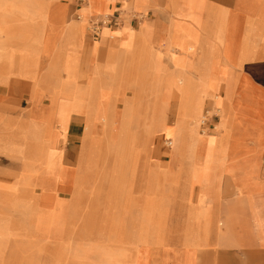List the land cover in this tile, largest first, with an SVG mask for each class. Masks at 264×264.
<instances>
[{
  "label": "crops",
  "instance_id": "crops-1",
  "mask_svg": "<svg viewBox=\"0 0 264 264\" xmlns=\"http://www.w3.org/2000/svg\"><path fill=\"white\" fill-rule=\"evenodd\" d=\"M107 16H119L121 22L100 24L95 36L91 26ZM114 47L129 49L126 65L134 67L121 83L114 82L117 64L108 57ZM2 58L7 65L0 63V104L29 98L27 108L0 115V144H10L21 154L12 159L19 169L11 175L23 183L30 177L40 179L45 153L51 151L53 163L59 155L56 175H45L53 179L51 191L60 196L59 210L71 209L66 188L60 189L67 167L74 169L70 198L81 193L76 181L84 137L91 131L94 140L100 138V123L111 100L120 96V112L135 106L139 117L133 128L143 129L146 141L157 132L169 141L176 123L181 133L176 157L160 172L158 160L149 161L154 170L142 171L136 148L133 197L124 200L129 210L112 211L114 220L130 218L127 228L132 226V233L120 241L113 239L117 234L109 239L104 218L98 234L116 245L105 244L104 254L95 249L102 245L86 243L76 249L68 242L69 251L48 253L55 264H264V0H0ZM180 80L190 99L182 113ZM93 86L95 97L84 100ZM210 92L219 96V105ZM158 93L171 98L164 106L165 116L177 117L163 128L153 116L151 99ZM64 102L79 113H70L64 133L53 125L44 137L47 115L59 113ZM219 110L226 127L217 130ZM204 111L213 112L214 126L207 135H201L199 120L194 123L196 114L201 117ZM15 134L19 138L13 140ZM92 137L86 147L92 145ZM195 139L201 143L191 146ZM234 145L241 146L236 153L231 152ZM93 146L99 147V142ZM177 164L182 167L179 181L174 176ZM158 177L164 178L162 194L181 204V218L173 224L168 220L173 215L159 212L158 199L163 196ZM144 179L154 184L142 186ZM142 187L146 190L141 193ZM38 188L39 183L35 192ZM114 189L117 186H110L108 192L112 208ZM35 203L40 208L42 202ZM194 209L202 212V220L189 224L186 216ZM159 218L165 237H158ZM32 220L29 236L42 242L52 240L51 230L66 232L68 223L62 218Z\"/></svg>",
  "mask_w": 264,
  "mask_h": 264
},
{
  "label": "rangeland",
  "instance_id": "rangeland-1",
  "mask_svg": "<svg viewBox=\"0 0 264 264\" xmlns=\"http://www.w3.org/2000/svg\"><path fill=\"white\" fill-rule=\"evenodd\" d=\"M130 48V47H129ZM120 50V49H119ZM144 56H147L146 53H144ZM2 60H4V58H2L0 60V63L2 62ZM133 61V57L131 59ZM129 61L127 54L126 56L123 58V60L121 61V65L117 75H114V78L116 80H114V82L116 83H121L122 78L126 75V74H132L134 67L133 64L129 65V67H127L126 63ZM134 62V61H133ZM137 64V62H136ZM9 72L8 66L5 67ZM117 68V67H116ZM137 68V67H136ZM213 90V89H212ZM130 90H127V93L130 94ZM96 93V86H93L91 92L89 93V96L84 97V100H87V98H94V94ZM213 100V102H215L216 105H219L220 103V98L218 95H214L212 94V92H210L209 94ZM120 96L116 97L117 99H113L111 100L106 107V110L109 111L110 108H112V102L116 103L115 106V110H119L122 106L123 103L121 101L118 100ZM180 99V98H179ZM183 100H187V93H186V97L182 98ZM83 100V98H82ZM121 100V99H120ZM153 102V107H154V114L153 116L157 117L158 120V127L162 128V123L167 122L168 124H174L176 121V114L175 113H171V114H167L165 116L164 110L165 107L167 105V103H169L171 101L170 96L166 95V94H162V93H158L155 96H153V98L151 99ZM174 100V99H172ZM180 101V100H179ZM135 103H138V99L135 100ZM67 106H64V108L68 109L67 111V115L64 113H61V111L58 112H53V113H49L47 115V126L49 125V123L54 122V123H59L61 120V116L62 115H66V119L68 120V117L70 115L72 111V109H70L69 104H66ZM29 106V98L22 96V97H14V98H10V100L7 103L4 104H0V115H15L16 113L20 112V110H22V108L24 107H28ZM133 107L135 108V106L133 105ZM187 108L186 104L182 105V109L185 110ZM206 111V110H205ZM203 112V115L200 117V120L198 121L199 124V131L201 133V135H207L209 133H211V129L213 128V112ZM119 112V111H118ZM219 115L222 116L220 122L217 123L216 125V129L219 130L221 128L226 127L225 121H224V116L222 114V111L219 110ZM205 115V116H204ZM143 117V116H142ZM202 119H206V123L204 124L202 122ZM209 121V122H208ZM67 122V121H66ZM134 122V121H133ZM210 122H212V125L209 126ZM96 124V123H95ZM107 124H109L110 126H114L115 123L113 121H109V123H107L106 121L100 123L101 125V129H102V133L100 135V138L97 140L93 139L92 145H90V154L92 155L90 158H88V161L85 163V167L87 169V172H91V180L88 183H84L83 186L81 187V195L82 198H79L77 200L73 199V196L76 195L73 194L72 198H70V190L72 188L73 185V174H74V169L67 167L65 169V178L63 179V182L61 183V187L60 189H64L66 188V191L68 192L66 194V198H68V205L71 206V209H65V210H59L57 207V202L59 197L57 198L56 196V192L54 194V201L53 204L56 202V204L53 206L52 204V213L53 215L48 216L49 219H47V221H51L50 219L53 218V220L58 219V221H61L60 219H68V223H67V227H66V240L70 243V245H72L71 243L75 244L76 249H83L86 245V243L90 244V245H102L105 247V244H109V245H116L117 242H105V237H103L102 235H99V230H102L101 228L103 227V224L106 222L108 224L109 228L112 224V220H108V214L107 211L110 209L112 211V207L110 206V204L108 203V200L110 198L109 196V190H110V186L105 183L102 182V184L100 186H98V188H96L98 191L95 192L92 195V192H94V188L96 187L97 183L102 181L103 175L100 174V167L102 165V160H98V155H99V151L102 145V135H103V131H104V125H105V130L107 128ZM133 124L131 123L129 127L125 128V134L128 133V131L131 132H136L139 133L142 131V133L140 134V140L141 141H133L137 143V145L133 147L137 148L139 151V154L141 156V169L142 171L148 169H154L153 165L151 166L152 162H149L150 160H158L159 161V165H158V171L159 170H164L166 164H168L170 161V159L172 158V154L173 153H178V148L175 149L173 147V145L171 144H167V142H165L163 134L161 132H157L155 134V136L150 140V141H146L145 140V135L143 132V129L141 130H136L133 128ZM175 133H178L180 138H181V133L180 130L178 129V123L175 124ZM63 131V130H62ZM95 131V130H94ZM116 131V130H115ZM43 135L44 137L47 136V131H43ZM64 133V131H63ZM124 133V132H123ZM65 138V135L64 137ZM196 140V139H195ZM209 141V140H208ZM99 142V147H95L93 145L97 144ZM201 141L199 139H197L194 143L195 144H200ZM239 149H241V146L239 145H234L232 148V153H236ZM0 150L2 153L0 154V207L2 206H9L10 203H12V201L14 200V197L16 195L17 189L20 187V185H24L27 186V188L32 189L34 191H36L37 189V183L39 181V179H35V178H26V181L24 180V183L22 181H20L21 179L18 180V178L13 177L14 172H17L19 169V165L16 164L11 158L7 157L6 155H4L6 152L4 150H7V144H0ZM229 151V149L227 148L226 153ZM103 156V155H102ZM102 156L100 157V159H102ZM113 162L114 159H108L107 162H105V174L108 175V173H110L108 171V169H112L113 167ZM60 163V156L57 155L56 156V160L53 163L55 169L52 172L51 170V174L56 175V171L58 169ZM175 164V163H172ZM185 164H189L188 162H185ZM193 167V164H192ZM197 167V165H195L193 168L195 169ZM181 166H175L174 169L176 170L174 173L175 179L177 181H179L180 179V172L177 171H181ZM187 169V168H186ZM56 170V171H55ZM141 171V172H142ZM160 172V171H159ZM30 173H35L32 170H30ZM160 174V173H159ZM128 179H126L127 181H131L129 177H127ZM120 180V178H119ZM143 180V179H142ZM106 181V180H105ZM154 180L152 179H144V183L142 184V186H147L149 187L150 184H154L153 182ZM159 184L158 187V191H159V196L162 195V183L164 182V178L162 177H158L156 180ZM18 184V185H17ZM129 186V185H128ZM127 186V187H128ZM132 186V185H131ZM130 186V189H131ZM146 187V188H147ZM130 189H126L127 191L124 193H120L117 194V189L112 192V196H115V202H114V206L113 208L116 210H123L124 212L127 213V211L129 210V202L124 201L126 198L130 195H132V191ZM146 189L144 187H142L139 191L144 192ZM151 190V188L149 189ZM147 189V191H149ZM129 191V192H128ZM80 194V193H78ZM69 195V196H68ZM65 196V195H62ZM119 196H123V197H119ZM117 197V199H116ZM168 197H171L170 195H168ZM123 198V199H121ZM36 200V199H35ZM176 204H174V211L176 210L177 212L179 211V208L181 204L175 202ZM109 204V205H108ZM106 208V210H105ZM177 208V209H176ZM196 208V207H195ZM109 210V212H111ZM196 209L194 210H190V213H193ZM106 211V213H105ZM115 211V210H114ZM173 211V212H174ZM125 213V214H126ZM29 218H31V214L28 215ZM34 216V215H33ZM32 216V217H33ZM104 218H105V222H104ZM170 224H173L172 222L175 220V218L173 219H168ZM178 220V219H177ZM130 221V218L128 221L123 219V222H121V220H114L113 225H112V229L115 231L113 234H117L114 235V240L115 241H120L123 240V232L120 233L119 230H127V224H129L128 222ZM188 223L190 224L192 221L194 223H196L194 220H189L187 219ZM162 220L161 218H159V222H158V237H165V226H162ZM32 223L33 220L32 219H25L21 214H19L18 211H14L12 212V214H8L7 211H2L0 210V264H22L24 262H26L28 259L36 257V255L38 253H40L39 251L37 252V247L35 246V244H32L31 241H29L30 238V234L32 233L30 227H32ZM22 224V228L20 227ZM189 227V233L191 234V227ZM138 228L141 229V226H138ZM195 229L197 228L196 226L194 227ZM187 230V228H186ZM56 231V230H55ZM117 231V232H116ZM142 231H144V229L142 228ZM57 234L59 235H63V233L58 232ZM186 234H188V232L186 231ZM107 237L109 239H111V236L109 234H106ZM144 236V232L141 233V237ZM62 237V236H61ZM14 239V240H13ZM25 242V243H24ZM123 243V242H121ZM120 242H118V244H121ZM127 245V244H126ZM129 245H127L128 247ZM41 256L39 257L40 260L43 262L47 261V258H51L48 257V253L47 252H43L41 251ZM39 255V254H38ZM47 256V257H46Z\"/></svg>",
  "mask_w": 264,
  "mask_h": 264
},
{
  "label": "bare ground",
  "instance_id": "bare-ground-1",
  "mask_svg": "<svg viewBox=\"0 0 264 264\" xmlns=\"http://www.w3.org/2000/svg\"><path fill=\"white\" fill-rule=\"evenodd\" d=\"M128 51H129V49L119 50V49L114 47V49H112L109 52L108 57L111 60H114L117 64L116 65L117 68L115 69L114 75H117L118 70L120 69L118 67H120V65L122 64L121 61L126 56ZM1 63L7 65L5 59L2 60ZM114 80H116V79L114 78ZM181 80L179 81V84L181 85L180 88L183 89V92L181 94L180 101H179V107H180V111H181L180 113L184 112L182 109V105L186 104V106L188 107V104L190 103V99L188 98V96H187V98H188L187 100L182 99L183 97L184 98L186 97L187 91H186L185 84ZM53 87H54V85H53ZM56 101L57 100L52 99V102H56ZM44 106H45V104H44ZM64 106H67L65 104V102L62 103L61 113L65 112V114L67 115L68 109L64 108ZM81 106H82V104H81ZM83 106H85V105H83ZM115 106H116V103L112 102V108H110L109 111L106 110V112L104 113V115L102 117L103 122L106 121L107 123H109V121H113L115 123V125L110 126L109 124H107L106 130H105V125H104V131H103V135H102V145H101L99 155H98V160H102V165L100 167V170H101L100 174L103 175L104 179H102L100 184H99V182L97 183L96 187L94 188V192H92V195L98 191L96 188H98V186H100L102 184V182L107 183L109 186H113V187L117 186V191L123 192V195L127 191L126 189L127 188L130 189V186L132 185L130 190L133 192V187H134L133 176L135 175L134 171H135V166H136V161H137V156H135V158H134V153L136 151V148L133 149V147H134V145L135 146L137 145L136 142H134V141H137L140 139V134H139L140 132L136 133L134 131L133 132L128 131V133L125 134V128L129 127L133 121H137L139 114L136 112V108H134V107L127 108V109L123 108L122 112H120V111L118 112L117 110H115ZM77 107H80V106H77ZM70 109H72L73 112L79 113V111H78L79 109H75L74 106L73 107L70 106ZM83 114H85V113H83ZM66 115L61 116V120L58 124L54 123V122L49 123V125L46 129L47 137L51 131L50 128L53 125L59 126L63 131H65V125L67 123L66 122L67 119L65 118ZM197 115L198 114H196V117L194 119V123H196L198 120H200V117H198ZM141 116H143V115H141ZM89 123H90V121H89ZM167 124L168 123H166V122L162 123V128L165 127ZM88 125H90V124H88ZM93 127H95V124H93ZM93 127H92V129H93ZM89 132H90L89 135L86 134L84 137V145L82 148L81 159H80V163H79V173H78V177H77V181H76V185H78L79 188L82 187L84 183H88V182L92 181L91 180V178H92L91 174L92 173L87 172V169L85 167V163L88 161V158H90L92 156L89 152L90 146L86 147V141H88V138L92 137V135L90 136L91 131H89ZM193 133L197 135V131L195 129H193ZM13 136H14L13 140L19 138L17 134H15ZM195 141L196 140H194L191 143V146L194 145ZM167 144H171V145H173V147L175 149L178 148V150H179V148H180V136H179V134L175 133L172 136V138H170L169 141H167ZM4 151H7L4 155H6L7 157H9L11 159L18 158V155H21V154H18L16 149H14V146H11L10 144H7V150H4ZM13 152H15V153H13ZM50 152L51 151H48L45 153L46 159L44 160L43 163H40V165H39L41 168L44 166V171H43V173H40L42 175V177L38 181V183L40 184V188H38L37 192H35L32 189L27 188L24 185H20V187L17 189L16 195H15L12 203H10L9 206L0 207V210L7 211L8 214H10V215L12 214V212L18 211L19 214H21L25 219L27 218L26 217L27 214H31L30 219L39 218L42 220H47V219H49L48 216L53 215L52 209H50V208H52V204L54 201V194L55 193H53V191H51L53 186H54V183H53V179L45 178V175L47 173H50L52 169H55V168H53L54 165H53V161L51 159ZM175 155H177V153H173L172 157H174ZM101 156H102V159H100ZM108 159H114L113 167H112L111 172H110L111 176H109V175L105 176V162H107ZM177 166H178V164H177ZM127 177H129L131 181H127L126 180V179H128ZM119 178H120V180H119ZM78 193H80V192H78ZM78 193H76V195L73 196L74 200L82 198L81 193L80 194H78ZM131 194L132 195L128 196L130 199H132V197H133V193H131ZM162 196L163 197H160L158 199L159 212L161 214L163 213L164 215L168 214V215H170V217H171V215H173L172 218H175V220L180 219L181 214H182L181 206L177 207V208H179L178 212L176 210L174 211V204H176L175 201L171 197H168V195L162 194ZM119 197H123V196H119ZM35 199L39 203L42 202L40 208L35 203ZM133 202H134V200H133ZM114 210L115 209L112 208V211H114ZM112 211L111 212L108 211L107 214L109 217L108 220H112L111 224L113 225L114 218H116V217H113ZM172 211H174V212H172ZM144 218L147 220V217H144ZM186 219L194 220L195 222H197L198 220H202V212L199 211L198 209H196L193 213H190L188 211ZM121 222H123V220H121ZM20 225L22 228L23 225L22 224H20ZM112 225L109 228H107L106 234L114 235L112 233ZM119 232L120 233L123 232V237H124L127 234L132 233V226H131V228L128 227L127 230H124V229L119 230ZM53 233H55V236L52 238V240H49V241L46 240V242H42V241L38 240L37 238H34L33 235H31L29 238V241H31L32 244H35V246L37 247V252L38 251L39 252L44 251L47 253H52L56 249H59L60 252L69 251L70 247H69L68 241L66 240V232H64L63 235H59V234H57V231L51 230V234H53ZM124 239H125V237H124ZM57 240H59V241H57ZM161 245H163V244L158 243L157 246H159L161 248ZM96 248L100 249L105 254V247L104 246L95 247V249ZM38 254L36 255V257L33 256V258L28 259L26 262H24L22 264H43V262L39 258L41 256L40 255L41 253H38ZM188 263L190 264V262H188ZM44 264H55V262L52 260V258H47V261L46 262L44 261Z\"/></svg>",
  "mask_w": 264,
  "mask_h": 264
},
{
  "label": "built area",
  "instance_id": "built-area-1",
  "mask_svg": "<svg viewBox=\"0 0 264 264\" xmlns=\"http://www.w3.org/2000/svg\"><path fill=\"white\" fill-rule=\"evenodd\" d=\"M121 22V18L119 16H107L105 17V19H103L102 21H98L95 22L91 28L93 31V34L95 36H97L99 34V30H100V24H118ZM206 121V119H204V122Z\"/></svg>",
  "mask_w": 264,
  "mask_h": 264
}]
</instances>
